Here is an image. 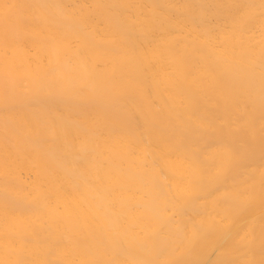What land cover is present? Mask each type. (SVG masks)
Segmentation results:
<instances>
[{
  "label": "bare ground",
  "instance_id": "obj_1",
  "mask_svg": "<svg viewBox=\"0 0 264 264\" xmlns=\"http://www.w3.org/2000/svg\"><path fill=\"white\" fill-rule=\"evenodd\" d=\"M0 264H264V0H0Z\"/></svg>",
  "mask_w": 264,
  "mask_h": 264
}]
</instances>
